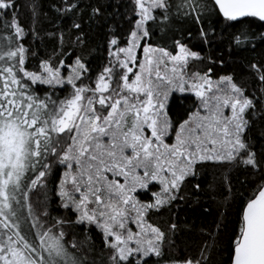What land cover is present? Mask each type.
<instances>
[{"label": "snow or ice", "instance_id": "6c2138e0", "mask_svg": "<svg viewBox=\"0 0 264 264\" xmlns=\"http://www.w3.org/2000/svg\"><path fill=\"white\" fill-rule=\"evenodd\" d=\"M0 264H264V0H0Z\"/></svg>", "mask_w": 264, "mask_h": 264}, {"label": "trees", "instance_id": "16d2710c", "mask_svg": "<svg viewBox=\"0 0 264 264\" xmlns=\"http://www.w3.org/2000/svg\"><path fill=\"white\" fill-rule=\"evenodd\" d=\"M193 44L197 43V40L194 38L193 41H192ZM226 47V45H225ZM205 51H207V49H205ZM216 52H219V49H216L215 50ZM244 56H248L250 54L248 53H245L243 54ZM177 103H180V101H177ZM211 179V177H209V180ZM190 205L191 206H185L183 207L181 210H180V219H181V222H187L188 224H191L193 221H195L197 224H199L200 222V216H199V211L200 209L194 205V204H191V201H190ZM215 208L216 206L213 205V210H214V214H215ZM220 211H225V209L223 207L220 208ZM227 212H228V216L229 218H233V209L232 208H229L227 209ZM169 216V213L167 211L164 212L163 216L160 218V222L163 223ZM179 239H184V240H191V238L187 235H184L182 234L181 237H179ZM226 256V253L224 254ZM218 257H214V259H217Z\"/></svg>", "mask_w": 264, "mask_h": 264}]
</instances>
